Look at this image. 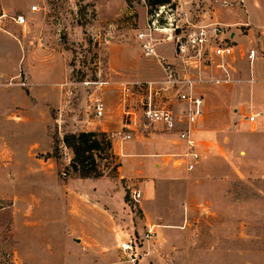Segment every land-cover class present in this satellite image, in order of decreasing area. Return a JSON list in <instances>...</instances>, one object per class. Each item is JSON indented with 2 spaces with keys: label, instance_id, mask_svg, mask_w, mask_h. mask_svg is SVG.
Segmentation results:
<instances>
[{
  "label": "rangeland",
  "instance_id": "1",
  "mask_svg": "<svg viewBox=\"0 0 264 264\" xmlns=\"http://www.w3.org/2000/svg\"><path fill=\"white\" fill-rule=\"evenodd\" d=\"M191 1L173 3L196 24L200 10ZM260 1L219 10L220 21L246 22L249 12L253 23L249 28L256 34L264 26V0ZM154 9L152 0H0V264H109V260L131 264L112 233L131 216L132 226L122 224L121 229H132L125 235L139 246V260L148 254L147 245L157 264H189L187 245L212 248L219 239L230 243L240 237L242 245L250 241L264 247L263 55L253 69L246 61L238 62L240 83L198 87L206 98L197 134L204 147L197 148L202 161L193 171L172 166L171 154L185 144L178 136V143L172 144L169 133L139 128L130 132L129 143L136 147L130 152L136 155L129 159L141 160L137 154L167 155L160 171L163 181L156 189L169 199L185 189L181 194L189 196L188 212L179 223L147 218L139 206L128 204L139 183L130 177L132 167L158 159L146 156L143 163L125 166L121 150L126 142L116 146L122 169L106 167L104 177L122 182L129 218L118 219L110 208L99 206L86 186H73L77 179L70 169L73 155L64 148V136L91 132L102 121L124 124L125 107L139 105L142 92L125 102L120 83H145L163 76L158 59L143 55L138 38ZM19 15L27 26L14 23ZM164 16L178 19L176 13ZM249 28H240L244 36ZM153 36L164 38L154 31ZM244 36L237 33L240 46L255 44ZM163 45L173 53L172 43ZM95 80L111 84L102 89L82 84ZM97 98L108 108L102 120L95 117ZM29 101L33 122L19 119L29 111L25 105ZM241 114H257V124L248 125ZM119 133L129 132L123 128ZM149 228L155 234L146 241Z\"/></svg>",
  "mask_w": 264,
  "mask_h": 264
},
{
  "label": "built area",
  "instance_id": "2",
  "mask_svg": "<svg viewBox=\"0 0 264 264\" xmlns=\"http://www.w3.org/2000/svg\"><path fill=\"white\" fill-rule=\"evenodd\" d=\"M195 5L200 10V21L196 24L187 14L179 9V6H160L151 15L144 32L139 33L138 38L143 55L146 58H156L163 69V76L158 80L145 83L121 82L119 87L123 91L125 102L130 95L142 92L139 105H128L124 111L125 135H116L113 140L120 138L123 142L130 141V132L137 128L178 136L184 141L183 149L171 154L174 158L172 166H178L186 171H193L202 161V153L197 148L204 147V143L197 139L200 132V124L205 115L206 98L198 87L205 85H231L240 83L238 76V62L246 61L253 69L254 63L264 56V26L258 28L254 34V45L245 49L236 39L237 33L244 36L240 28L250 27L249 24H229L220 21L219 10L234 5L243 8L242 0H192L189 4ZM38 7L34 6L33 11ZM176 13L177 20L165 19L164 15ZM5 16V15H4ZM16 25L25 27L27 20L23 15L13 18ZM240 27V28H239ZM154 32L164 35V38L156 39ZM244 37H247L245 34ZM172 43L174 49L173 61L161 58L156 50L158 44ZM177 62V63H176ZM252 82L256 78L252 76ZM83 85L102 89L111 84L110 81L95 80L85 81ZM146 84V85H145ZM107 104L102 98L94 102L95 117L98 120L105 118ZM139 114V116H138ZM242 120L253 126L257 124V114H241ZM165 154L157 155L164 163ZM129 204L133 207L140 206L142 192L134 189L130 192ZM155 233L148 229L143 238L148 241ZM121 249L128 256L130 263L139 261V246L136 241L129 239L121 244Z\"/></svg>",
  "mask_w": 264,
  "mask_h": 264
},
{
  "label": "crops",
  "instance_id": "3",
  "mask_svg": "<svg viewBox=\"0 0 264 264\" xmlns=\"http://www.w3.org/2000/svg\"><path fill=\"white\" fill-rule=\"evenodd\" d=\"M244 3H246L247 0H242ZM257 5L261 3L260 0H256ZM181 4V1H179ZM248 21L246 22H240L238 20H234L232 22H226L229 24H253L251 21V15L249 16L246 14ZM249 28V27H246ZM254 30L249 28L248 34L246 38H252L254 39ZM237 36V35H236ZM245 38V37H244ZM253 42V40H252ZM166 42L160 43L157 45L156 50L158 55L161 58H164L168 61H173L174 59V51L173 53H170L166 47H164L163 44ZM33 84V83H31ZM37 85V84H33ZM34 88V87H33ZM26 108L29 109V111L22 113L21 111L17 110V113H22L19 119L24 120H32L33 122V111L32 106L33 104L31 101L25 103ZM31 110V111H30ZM11 118L13 117H19L17 114H11ZM45 120H48L47 117H45ZM124 128V124L122 122L117 123L114 125L113 123H110L109 121H102L100 123L95 124L94 127H92L88 131H102L106 132L112 135V138L116 135H119L120 130ZM160 132V131H159ZM163 133V132H161ZM168 137L172 138L171 143H178L179 138L175 135H168ZM131 139L130 141H132ZM120 142L122 140L118 138V140H113V149L116 154V156H120V152L116 148L117 145H120ZM125 149L122 151L121 154L124 156L125 160L123 161V164L125 166H129L131 162H135L137 165L139 163H143L142 160H145V157L148 158L151 156L154 159H158L157 161H144L145 167L142 168L136 166L135 168L132 167L130 172V177L134 179H139L138 183V189L142 192V201L139 206L140 210L142 211V214L145 217H152V219H173L176 223H179V219H182V216L185 217L188 212V198L189 196L187 194L182 195L181 193L185 190L182 189V191H178V194L175 195L173 198H168V196H164L163 194H159L158 190L156 189L161 180L162 177L160 175V171L164 166L166 165L160 158L157 157V155H161L163 153L156 152L154 154H137V156H140L139 158H142L141 160H132L129 159L131 156L134 157L136 154L134 152H130L131 150H134L135 144H130L129 141H125ZM124 143V142H123ZM181 147H177V151ZM183 149V147L181 148ZM131 157V158H132ZM146 157V158H147ZM156 162V163H155ZM149 166V169L146 167ZM155 167V170L153 171L151 167ZM151 168V169H150ZM119 169H122L120 167ZM74 187H80L83 188V186L87 187V190L92 193V197L96 199L97 204L99 206L108 207L110 208L112 214L120 218H129L128 212H126L124 209L125 207L130 210V207L127 205L126 202V191L124 186L121 184L122 182H113L106 177H103L101 179H74ZM85 191V190H84ZM87 193V192H86ZM129 204V201H128ZM122 220V219H121ZM130 221H134L132 219V216L129 219V223L121 222L119 223L118 227L113 231V235L117 236L119 239V243H125L127 242L128 238L126 239L125 233L127 231L132 232V229L123 231L121 229L123 227L122 224H129L132 226V223ZM162 222V221H161ZM164 223V222H163ZM135 224H133L134 226ZM166 225V224H165ZM241 225V224H240ZM241 231V230H240ZM128 234V233H127ZM113 236L114 243H117L116 237ZM130 237V236H129ZM250 237V236H249ZM248 237V238H249ZM131 239V238H130ZM235 241H230L228 243L224 239L218 240L217 247H202L201 249H195V247L191 248L189 245H187L186 248V254H187V260L189 261V264H264V247L258 248L257 246L253 245L250 241L245 242V245H242V241L240 237L238 239H234ZM173 242H175L173 240ZM151 244V242H150ZM172 244V243H171ZM247 244V245H246ZM151 245H147L145 247L146 251H148V254H145V256L140 259L136 264H151L153 262L154 264H157V259L155 255L152 253L149 248ZM176 249V248H173ZM177 254V253H176ZM191 260V262H190ZM130 263V262H129ZM109 264H116L114 260H109ZM132 264V263H131Z\"/></svg>",
  "mask_w": 264,
  "mask_h": 264
},
{
  "label": "trees",
  "instance_id": "4",
  "mask_svg": "<svg viewBox=\"0 0 264 264\" xmlns=\"http://www.w3.org/2000/svg\"><path fill=\"white\" fill-rule=\"evenodd\" d=\"M154 12L160 6L172 5L173 0H152ZM64 148L72 152L70 169L77 179H101L105 168L117 172L120 168L113 149L112 135L102 131L68 133L63 138ZM59 147L54 148L53 157H58Z\"/></svg>",
  "mask_w": 264,
  "mask_h": 264
}]
</instances>
